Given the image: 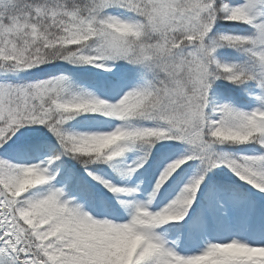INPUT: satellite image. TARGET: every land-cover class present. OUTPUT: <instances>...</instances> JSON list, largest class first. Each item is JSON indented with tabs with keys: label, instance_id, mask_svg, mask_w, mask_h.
Instances as JSON below:
<instances>
[{
	"label": "trees",
	"instance_id": "1",
	"mask_svg": "<svg viewBox=\"0 0 264 264\" xmlns=\"http://www.w3.org/2000/svg\"><path fill=\"white\" fill-rule=\"evenodd\" d=\"M105 1L109 3L0 0V174L14 170L9 164L12 157L51 158L64 197L96 210L101 202L116 219H123L118 203L107 200L90 175L104 174L118 184L138 178L146 188L166 158L184 154L187 160L176 175L180 178L192 168L201 189L194 194L186 219L168 223L165 235H177L184 249L193 253L198 249L187 245L199 220L211 224L219 220L214 212L217 192L264 204L236 175L239 161L264 155L263 131L248 119L253 111L264 114V77L257 71L255 46L248 40L255 30L228 16L238 0H199L189 8H176L179 0ZM110 13L134 22L135 47L143 51L131 60L134 64H116L117 75L96 68ZM55 78L59 87L48 96L40 95L36 87ZM119 84L136 89L123 116L126 127L136 132L128 139L126 154L145 160L133 176L119 168L107 150L75 152L70 138L74 130L92 128L110 117L93 114L83 104L71 108L68 100L94 89L111 98ZM179 114L193 115L196 128L191 130L205 129L218 141L214 148L207 153L196 150L193 136L149 149L155 138L139 131L147 126L172 127L169 117ZM219 128L230 133L220 134ZM38 190L37 184H30L12 205L28 207ZM25 229L37 259L69 264L68 254L59 252V235L53 229L35 230L30 225ZM2 260L1 264H21L13 257Z\"/></svg>",
	"mask_w": 264,
	"mask_h": 264
},
{
	"label": "rangeland",
	"instance_id": "2",
	"mask_svg": "<svg viewBox=\"0 0 264 264\" xmlns=\"http://www.w3.org/2000/svg\"><path fill=\"white\" fill-rule=\"evenodd\" d=\"M198 2L179 0L176 8H189ZM102 3L109 2L102 0ZM228 16L255 30V35L248 40L255 46L259 59L257 71L264 77V0H238L228 9ZM104 23L108 30L103 45L100 43L96 68L117 75L116 64H134L131 60L143 51L135 47L137 27L134 22L110 13ZM58 87L59 80L55 78L42 81L36 89L45 97ZM135 91L132 85L119 84L111 98L94 89L68 100L71 108L83 104L91 108L93 114L110 117L92 128L74 130L70 138L75 152L84 155L107 150L117 158L119 168L130 175L144 166L141 155L126 157L128 139L136 132L126 127L123 116ZM169 118L172 127L147 126L139 131L155 138L149 149H154L156 143L186 142L197 136L195 149L207 153L214 148L213 142H218L210 138L205 129L191 130L196 128L193 115ZM248 119L255 120L264 134V114L253 111ZM217 130L220 134L230 133ZM186 160V155L177 154L165 161L144 193L139 191L138 179L118 184L104 174H91L94 185L121 208L124 218L118 220L102 205L95 211L87 203L64 197L63 183L58 179V171L52 168L51 158L36 161L23 160L20 156L10 158L9 164L14 165V170L0 174V264L2 256L16 258L21 264H34L25 258L30 256L44 264L27 244L25 225L35 230L53 229L59 235V252L68 254L69 264H264V217L262 228L252 229L259 212L256 201L220 196L215 207L220 221L210 226L202 220L188 240L198 252H184L177 235H165L168 223L186 219L193 196L201 189L198 178H192L191 168L176 186L163 192ZM239 166L238 179L247 182L255 196L264 199V155L247 156L239 161ZM30 184H37L39 190L31 197L28 207L13 206L16 196Z\"/></svg>",
	"mask_w": 264,
	"mask_h": 264
},
{
	"label": "water",
	"instance_id": "3",
	"mask_svg": "<svg viewBox=\"0 0 264 264\" xmlns=\"http://www.w3.org/2000/svg\"><path fill=\"white\" fill-rule=\"evenodd\" d=\"M29 261H33V262H35V260L34 259H30L29 257H26ZM36 264H40V263H36Z\"/></svg>",
	"mask_w": 264,
	"mask_h": 264
}]
</instances>
